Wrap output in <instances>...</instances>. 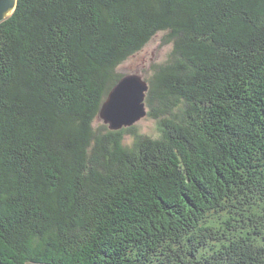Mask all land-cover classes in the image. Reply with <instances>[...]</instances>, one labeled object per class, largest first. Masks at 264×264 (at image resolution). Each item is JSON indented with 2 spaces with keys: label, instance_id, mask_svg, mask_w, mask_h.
<instances>
[{
  "label": "trees",
  "instance_id": "1",
  "mask_svg": "<svg viewBox=\"0 0 264 264\" xmlns=\"http://www.w3.org/2000/svg\"><path fill=\"white\" fill-rule=\"evenodd\" d=\"M159 33L155 133L109 129L118 66ZM28 262L264 264V0H17L0 22V264Z\"/></svg>",
  "mask_w": 264,
  "mask_h": 264
},
{
  "label": "water",
  "instance_id": "2",
  "mask_svg": "<svg viewBox=\"0 0 264 264\" xmlns=\"http://www.w3.org/2000/svg\"><path fill=\"white\" fill-rule=\"evenodd\" d=\"M17 0H0V22L10 16ZM148 84L138 73L124 74L107 92L100 110L99 118L111 130H120L135 124L147 113L145 96ZM27 264H47L28 262Z\"/></svg>",
  "mask_w": 264,
  "mask_h": 264
},
{
  "label": "rangeland",
  "instance_id": "3",
  "mask_svg": "<svg viewBox=\"0 0 264 264\" xmlns=\"http://www.w3.org/2000/svg\"><path fill=\"white\" fill-rule=\"evenodd\" d=\"M170 43L165 39L163 33L157 34L141 50L133 54L118 66V71L123 74L138 73L145 80L151 74V67L162 62L170 50ZM139 130L144 133L154 134L155 123L146 115L137 122ZM130 137H126L128 142Z\"/></svg>",
  "mask_w": 264,
  "mask_h": 264
}]
</instances>
